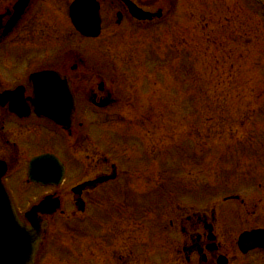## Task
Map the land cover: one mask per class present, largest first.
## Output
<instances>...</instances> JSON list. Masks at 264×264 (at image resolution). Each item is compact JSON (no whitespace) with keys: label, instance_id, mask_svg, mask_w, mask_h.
I'll use <instances>...</instances> for the list:
<instances>
[{"label":"rangeland","instance_id":"obj_1","mask_svg":"<svg viewBox=\"0 0 264 264\" xmlns=\"http://www.w3.org/2000/svg\"><path fill=\"white\" fill-rule=\"evenodd\" d=\"M135 1L164 17L140 22L119 1L101 0L102 33L85 38L69 18L72 0H35L42 8L25 56L46 64L80 58L116 88L121 100L112 108L79 103L76 119L85 124L76 134L105 149L84 152L92 160L107 155L121 173L134 172L90 191L85 214L72 187L93 174L70 172L57 187L18 178L20 207L49 193L62 199L40 261L80 264L84 250L92 264H115L111 254L128 250L127 264H187L182 245L203 231L194 222L207 214L230 264H264V253L242 256L236 242L264 225V0Z\"/></svg>","mask_w":264,"mask_h":264},{"label":"flooded vegetation","instance_id":"obj_2","mask_svg":"<svg viewBox=\"0 0 264 264\" xmlns=\"http://www.w3.org/2000/svg\"><path fill=\"white\" fill-rule=\"evenodd\" d=\"M38 1L45 3L47 0ZM17 2L18 0H0V174H4L2 177L3 182L11 194L20 217L24 223L29 225L30 222L24 217L25 212L29 208L19 206L16 183L18 178L26 177L27 174H47L48 171H45L48 170V164H43L35 170H31V162L36 157L47 152H55L65 164V174H70V172L72 174H93L91 178L84 179L78 182V184L98 179L108 174L116 173V179H118L119 174H132L134 172L120 173L119 164H115L107 155L103 161H96L98 153L105 151V149L99 148L95 139H88L90 140L88 141L87 139L81 140L80 138H75L76 132L85 124L84 121L78 123L76 119L77 113L80 110L79 103L85 105L84 111L92 107L101 110L112 108L121 100V97L115 90L116 88L107 82L97 71H95V75H92L94 71L90 70V66L87 65L86 61L80 58L77 60H63L61 63L46 64L41 62L42 59L35 61L33 52H31V56L29 54L25 56L24 51L28 46L25 43L27 41L26 38H28L27 32L32 28L34 16L40 15L42 6L39 8L35 7L34 5L37 1L27 0L28 4L24 7L20 17L12 20L13 17L17 18V11L15 10ZM9 26H12V28L8 31ZM10 42H12L13 50L9 55L7 54L9 49H6V46ZM46 69H55L63 75H68L70 79L71 87L78 100V107L75 112L73 125L69 129L40 115L39 110L34 107L33 98L36 91L34 90V74ZM89 70L92 75L91 79L85 74L86 72L90 73ZM41 86L42 88L44 87V85ZM104 99L109 100V105L101 107L99 103ZM59 132L62 137L66 134L70 137L68 138L69 144L64 145L62 137L58 134ZM57 135L60 138L58 141L56 140ZM51 142H54L53 146H57L55 143H59V149L61 147L63 149L60 153L63 154L64 151H68L69 155H64L63 157L50 147ZM96 151L98 153L95 154V161L90 158L91 156L84 153ZM69 156H72V159L77 161L72 166L73 171L68 163ZM113 181V179L101 183L96 181L93 185L85 187L78 193L79 195L74 200H76V204L81 208L79 214H85L88 208L86 196L90 191H95L93 189H97L101 185L112 183ZM259 184L260 187H264L262 183ZM43 217L46 219V216ZM187 220L190 221V219ZM214 220L207 214H204L198 218V221L194 222L196 226L202 223L203 231H197L196 234L192 232L182 245V253L187 264L194 263V256L198 257L196 258L198 264H219L218 260L221 255L229 257V253L223 249L219 240L220 234L216 229ZM210 225L216 235V243L209 239ZM254 228H264V225L252 226L242 231ZM50 230L51 222L48 219L47 226L44 228L43 240L36 256V264H42L40 259H47L46 257H48L47 250L45 249L49 246L48 237ZM81 240H83L82 237L78 238L76 243L82 244ZM125 243L128 244V242ZM109 244L111 243L109 242ZM85 252L84 250H80L81 256H78L81 259L80 264H84L86 259H88V262L92 260L91 256L83 254ZM258 253H264V248H256L248 252L247 255H241L252 256ZM117 254L119 253L114 252L111 254L113 262L115 264H127L128 261L124 260V257L128 259V250L127 253ZM90 263L92 264L93 262Z\"/></svg>","mask_w":264,"mask_h":264},{"label":"water","instance_id":"obj_3","mask_svg":"<svg viewBox=\"0 0 264 264\" xmlns=\"http://www.w3.org/2000/svg\"><path fill=\"white\" fill-rule=\"evenodd\" d=\"M130 13L138 19H152L155 16H161V10L153 13L144 11L139 8L131 0H123ZM70 16L75 27L86 36H98L101 32L102 17L100 13V3L97 0H75L70 8ZM119 13V18H121ZM37 81L48 83L46 97L40 93L37 96L38 106L41 108L43 115L51 118L59 124L70 126L72 124L73 114L76 109V99L71 90L70 82L61 76L60 73L50 70L37 73L35 75ZM44 78V79H43ZM105 105V102L103 103ZM48 162L50 174H29L30 180L40 182L42 184H60L63 177V165L59 159L53 154H47L34 160V167L39 162ZM57 166V167H55ZM58 170L57 174L55 171ZM2 174H0L1 177ZM92 182L86 183L87 185ZM85 185L78 186L74 190H80ZM61 203L59 198L53 195L46 196L38 205H35L31 211L27 213V218L32 222L31 227H26L21 223L15 211L11 208L9 198L2 189L0 181V220L10 218L5 212L11 208V219L14 221L10 226L7 235H12L14 244L11 254L0 255V264H35V254L42 239L43 223L40 221L39 212L51 214L54 213ZM3 226V225H2ZM30 245V247H29ZM239 246L243 252H248L255 247H264V229H256L245 231L239 238ZM220 262L227 263V258L221 256Z\"/></svg>","mask_w":264,"mask_h":264}]
</instances>
